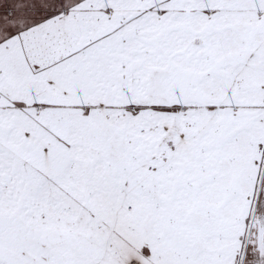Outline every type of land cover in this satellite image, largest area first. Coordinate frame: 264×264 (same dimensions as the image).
Segmentation results:
<instances>
[{
    "label": "snow or ice",
    "instance_id": "obj_1",
    "mask_svg": "<svg viewBox=\"0 0 264 264\" xmlns=\"http://www.w3.org/2000/svg\"><path fill=\"white\" fill-rule=\"evenodd\" d=\"M0 264H264V0H0Z\"/></svg>",
    "mask_w": 264,
    "mask_h": 264
}]
</instances>
